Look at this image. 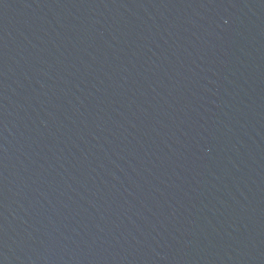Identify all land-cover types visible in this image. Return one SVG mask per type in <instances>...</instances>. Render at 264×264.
<instances>
[{"label": "water", "instance_id": "95a60500", "mask_svg": "<svg viewBox=\"0 0 264 264\" xmlns=\"http://www.w3.org/2000/svg\"><path fill=\"white\" fill-rule=\"evenodd\" d=\"M0 264H264V0H0Z\"/></svg>", "mask_w": 264, "mask_h": 264}]
</instances>
